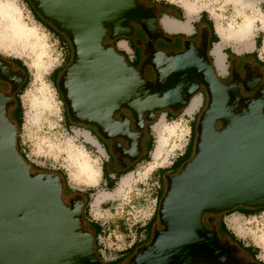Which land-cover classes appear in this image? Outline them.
<instances>
[{"label":"water","instance_id":"1","mask_svg":"<svg viewBox=\"0 0 264 264\" xmlns=\"http://www.w3.org/2000/svg\"><path fill=\"white\" fill-rule=\"evenodd\" d=\"M28 2L70 44V61L56 84L69 121L94 128L106 140H127L128 150L121 147L132 163L146 123L156 122L159 112L185 110L204 91L193 153L165 176L157 207L160 228L125 264H260L232 258L242 248L229 236L230 243H222L206 223L237 207H264L262 75L252 80L234 75L222 82L205 34L199 45L186 41L176 53L156 50L164 29L139 0ZM136 26L148 38L139 69L113 45L133 36ZM146 65L153 70L152 80L144 74ZM0 78L19 85L25 74L17 78L0 57ZM237 78L244 92L253 94L242 95ZM11 103L0 92V264H107L83 218L81 194L65 201L63 177L33 170L19 152L18 127L8 114ZM123 109L130 117L117 120Z\"/></svg>","mask_w":264,"mask_h":264},{"label":"rangeland","instance_id":"2","mask_svg":"<svg viewBox=\"0 0 264 264\" xmlns=\"http://www.w3.org/2000/svg\"><path fill=\"white\" fill-rule=\"evenodd\" d=\"M0 2H9L16 7L19 10L20 21L27 28L33 29L35 33L24 40H6L3 34L7 32L5 27L8 22L0 18V55L20 60L25 65L27 72V84L19 96L22 119L20 106L12 115V119L17 124L20 119L22 121L20 127L17 126L19 149L25 155L33 170L57 174H59V171L65 175L66 185L68 190H70L65 193V201L73 198L74 194H80L87 190L91 191L85 214L91 220L102 224L101 227L104 229L102 235L100 237L98 235L96 239L98 254L107 264H125L137 247L150 241L156 228H160L158 222L155 221L153 226L149 227L146 237L147 241L137 246L124 260L116 262V255L120 252L119 250L125 248L135 238L139 237L137 230L142 229L147 224L158 207V203L155 201L156 190L152 183L159 179L160 170L168 169L172 161L184 151L185 146H187L185 145L186 142L190 140L188 136L190 135L191 137L193 122L197 120L199 113L204 108L206 97L201 92L191 99L192 101L194 98H198L197 106L199 103L198 95L202 98V102L198 109L195 110V113L187 114L183 113V110L180 111L182 113H179L177 117L170 118L168 116L167 119L164 118L162 120L164 112H159L158 120L152 123V130L154 128L155 131H152L153 146L150 158L138 162L132 170L121 175L116 180L115 186L106 189L102 184L104 178L102 176V166L108 159V154L87 135L85 127L66 123L65 105L55 84L51 82L53 70L64 69L70 61V50L64 42L59 40L33 17L23 0H0ZM139 2L150 8L145 0H139ZM173 2L180 5H183L182 2H186L191 7L193 6V14H197L202 8H208L212 15L215 16V20L225 29L232 25L236 30L246 20H251L252 36L250 41L252 42L254 36L259 32L264 38V11L260 12L253 7L247 8L246 0H173ZM225 36L227 38L226 44L231 46L234 51L238 53L245 52L246 49H242L227 31ZM146 38L144 36V41ZM125 39L129 40L130 38ZM125 39L119 40L116 45L121 48L122 46L125 47L126 45L121 44V41ZM167 44V39L160 38L156 41L155 47L164 49L165 52L169 53L171 47ZM127 52L132 58L135 57L132 50L127 49ZM259 52L260 56L264 58L262 50H259ZM242 63L254 68V64L249 59ZM131 65L134 67L136 62ZM230 72L231 70L228 69L227 73ZM220 80L226 82L225 76H220ZM191 101L186 111L189 110V106L192 104ZM83 134L88 136V140ZM144 136L146 137V135ZM159 137L163 139L164 146L155 158L154 152L156 153L158 150L155 149L156 138ZM142 146L143 144L139 143L138 159L142 151H144ZM123 148L128 150L126 147ZM193 150L192 145L189 148L188 155L176 167L175 171L180 169L181 165L191 157ZM80 151L91 162L89 174H84L83 168L73 160V156H76ZM116 156L118 155L116 154ZM123 162L132 163L129 157L128 159L125 157ZM127 178H130L128 183L120 188L121 182ZM164 184L163 181L160 197L165 190ZM97 196L99 201L96 203L95 199ZM83 199L86 204L85 198ZM223 213V221L227 228L245 246L251 245L257 250L255 258L243 252H237L236 256L244 263H252L254 259L264 261V210L248 215L237 211L228 214H225L227 212ZM221 214L213 215L211 223L207 222L206 225L217 229V220ZM219 238L222 243H226V238L221 235H219Z\"/></svg>","mask_w":264,"mask_h":264},{"label":"crops","instance_id":"3","mask_svg":"<svg viewBox=\"0 0 264 264\" xmlns=\"http://www.w3.org/2000/svg\"><path fill=\"white\" fill-rule=\"evenodd\" d=\"M150 1L152 3L149 6L153 10V12L157 14L159 18V22L164 29L165 35L172 37L170 39L171 43H174V44L178 43V40L182 39L181 37H184V38L192 37L194 40H197L198 38L201 37L202 34H205L207 36L208 42H209V57L213 61L215 65V69L217 73L219 74V76H225L227 74V70L231 62L236 61L238 64H241L243 61H246L248 59L251 60V58L245 57L244 54L256 53L257 61L258 62L264 61V58L260 56V52H259V50L260 51L262 50V52L264 53V49H263V39L264 38L261 32H259L257 35L254 36L252 42L250 41V37L252 36L251 20L245 21V22H249V24H248L246 32H243L244 33L243 35L239 37L233 36L237 44L242 49H246L245 52L238 53L234 51L233 48H231V46L226 44L227 42L226 37L224 38L220 36L219 32L217 31V26H221V27L223 26L219 24L217 20H215V16L212 15L211 11L208 8H202L201 10H199L197 14H193V11H191L190 15H188V10H187L188 8L185 6L184 2H182L183 5H180V4H176L175 2H173V0H150ZM246 1L248 5L247 8L253 7L259 10L260 12L264 11V0H246ZM168 26L171 28V30L168 29ZM136 27H135L134 36L129 37L130 38L129 40L125 39L124 40L125 42L121 41L122 45H126L125 47L122 46L121 48V47H118L117 45H115V47L117 51L123 52L129 61L134 62V63L136 62L139 64L140 61L142 60V56L139 57V55L142 54L141 46L144 41V37H143L144 33L139 31L140 30L139 27L138 29ZM229 27H232V29H234L232 25H230ZM196 45H198L197 41H196ZM127 49L132 50L135 57L132 58L130 55H128ZM215 51H217L218 54L221 55L222 62L220 64L216 63ZM253 62L255 63V61ZM198 96H199L198 105L190 112H187L185 109L183 113H187V114L195 113V110L198 109V106L202 102L201 96L200 95ZM194 99L197 100L198 98H194ZM193 100L191 101V103L193 102ZM164 118L167 119V116L165 114H164V117H162L161 119L163 120ZM153 130H152V125H151L149 133L152 137H153V133H152ZM151 152H152V149L148 150V152L146 150L142 151L141 154L142 155L145 154L146 160H147L148 158H150ZM182 154H179L177 158L182 156ZM110 166H111L110 162H107V161L104 162L105 175L103 176L104 178H103L102 184L105 186L106 189H107V186H111V185L106 184L105 177H110L111 179L114 178L112 173H108L109 171L112 172V170L110 169L111 168ZM158 181H160V179H158ZM115 184H116V181L113 182L112 186H115ZM155 190H156L155 191L156 192L155 201L157 202L161 188L159 189L155 188ZM95 200L97 203L99 201V197L97 196ZM154 213L155 211L153 212L151 218L154 217ZM151 218L149 219V221L151 220ZM87 219L88 221H92L91 218L89 217H87ZM149 221L147 223H149ZM98 224L101 227L102 224L100 223ZM148 231H149V228H148V225L146 224L142 229H138L137 233L139 237L135 238L130 244L125 246V248H121L119 250L120 252L116 255V257L123 258L124 260L129 255V253L134 250L136 246H139L147 241L146 237H147ZM103 232H104V229L101 227V232L99 236H101Z\"/></svg>","mask_w":264,"mask_h":264},{"label":"flooded vegetation","instance_id":"4","mask_svg":"<svg viewBox=\"0 0 264 264\" xmlns=\"http://www.w3.org/2000/svg\"><path fill=\"white\" fill-rule=\"evenodd\" d=\"M136 28L138 29V27H136ZM144 36L145 35L143 34V37ZM201 37H202V35H201ZM201 37L198 38L197 40H194L192 37H187V38L181 37L182 39H179L178 43L174 44V43H171V41H170L171 38L168 35H165V39H167V42H168L167 45L169 47H171L169 49V53H176V52L181 51L184 48V45H185L186 41H193L195 44H196V41H197L198 45H199V41H200ZM147 41L148 40L146 38V40L143 41V43H142V46H141L142 54L139 53L140 54L139 57L142 56V60L140 61L139 64L136 63V65L134 66L135 68L139 69L140 66H141L142 61L146 57V50H147L146 43H147ZM156 41H158V39ZM64 44L66 45V47L71 52V47H70V44H69L68 40L65 41ZM155 45H156V43H155ZM155 49L156 50L165 51L164 49H157L156 47H155ZM0 57L4 58L7 61V65H8L9 71L13 72L17 78L21 79L23 74H25V79L19 85H16L15 83L13 84V82H11L10 80H5L3 78H0V92L5 94L6 96H10L13 99V103H11L10 106H9L8 114H9V117L11 118V120L17 125V123L12 119V117H13L12 115L15 113L16 109L18 108V106H20V99H19L20 90H21V88L23 86L24 81L27 79V72H26V70L22 69V67L15 60H13L11 58L4 57L2 55H0ZM250 61L254 64V68H250L248 66V64H245V63L238 64L236 61L231 62L230 66L228 68L229 70H231V72L227 73L225 75L226 82L231 81L233 79L234 75L235 76L237 75V77L241 78V79H244L245 77H248L249 79L252 80L253 78H257L258 75L261 74L262 76H261L260 82L264 83V66L262 64L259 65L257 63H254L252 59ZM129 62H130V64L134 63V62H131V61H129ZM59 74L60 73H58L56 76H53V75L51 76V82L53 84H55L56 89H57V85L56 84H57V80H58ZM144 74L150 80H152L154 78L153 70H152V68L149 65L145 66ZM238 78L236 79V82L239 83V86H240V89H241V94L244 95V96H249V95L253 94V92H250V93L244 92V90H243ZM57 91H58V89H57ZM201 92L205 96L204 91L202 90ZM179 113H181V112H179ZM164 114L168 117V114H173V113L171 111L167 110V111H164ZM123 115H126V116L130 117L129 112L127 110L123 109V110H121L119 113H117L115 115V118L117 120H121V116H123ZM151 125H152V123H146L145 130L142 133V135L139 137V140H138V143H142L143 144L142 147L144 148V151L146 150V141H147V136L145 137L144 135H147L146 134L147 132L150 135L149 130H150V126ZM133 127H134L133 124H131V129H133ZM85 128H86L85 131H86L87 135L92 140H94L96 143H98L102 147V149L108 154V159L106 161L110 162V164H111V166H110L111 168L110 169L112 170V174H113L114 178H115V174H117L121 170H124V169L128 168L132 164V163L123 162L125 157L128 159V155L126 153H124V151H123L124 149L122 150V147L128 148V141L127 140H124L122 138L117 139V140H111V139L106 140V139H103L100 135H98L96 133V131L94 130V128H91V127H85ZM17 146L19 147L18 143H17ZM116 154L118 156H116ZM140 155L142 156V154H140ZM174 161H172V163L169 165L168 169H165L163 172H161L159 174V176H158L159 179H160L159 182L161 183V184L159 183V188H161L162 182L165 180V176L167 174H173V173L176 172L175 171V167H174ZM125 166H126V168H125ZM103 170H104V165L102 166V176H103ZM80 194H81L82 198H85L83 193H80ZM75 198L76 197H75V194H74V197L70 198V199H75ZM84 204H85V202H84ZM83 211H84V206H83ZM83 218H84V216H83ZM216 230H217L218 234L221 235L219 233V231H218V228ZM221 236H223L224 238L227 239L226 243L225 242H223V243H225V244H229L230 243L229 239L227 238V235H221ZM237 252H240V253L243 252L244 254L245 253L248 254L244 249H242V251L233 252L231 254V257L234 258V259H237L239 261H241V260L236 256Z\"/></svg>","mask_w":264,"mask_h":264},{"label":"trees","instance_id":"5","mask_svg":"<svg viewBox=\"0 0 264 264\" xmlns=\"http://www.w3.org/2000/svg\"><path fill=\"white\" fill-rule=\"evenodd\" d=\"M28 8L30 9L33 17L40 23L42 24L46 29H48L53 35H55L59 40H61L62 42H65L67 41V39L64 37V35L60 34L59 32H57L50 24H48L47 22L43 21L33 10L32 6L29 4L28 0H23ZM145 2L149 5H151V1L150 0H145ZM141 32V30H139ZM122 39H125V38H118L116 40L113 41V45L115 46L116 43L119 41V40H122ZM119 53L121 54H124L123 52L121 51H118ZM125 55V54H124ZM245 57H248V58H251L253 61H255V63L259 64V65H263L264 66V61L263 62H258L257 61V54L256 53H247V54H244ZM15 60L21 67L22 69L26 70V67L25 65L20 61V60H17V59H13ZM211 60V58H210ZM212 61V60H211ZM67 62V61H66ZM65 62V63H66ZM63 68L61 69H55L53 70L52 72V75L53 76H56L60 71H62ZM51 75V76H52ZM27 84V79L24 81L23 83V86L20 90V92L24 89V87L26 86ZM20 108H21V105H20ZM179 113H176V114H168V116L170 118H173L174 116L177 117ZM21 119H22V108H21ZM20 119V122L17 124L18 127H20L22 121ZM65 121L67 124L69 125H73L68 117H67V114H66V111H65ZM197 121V120H196ZM196 121L193 122V125H192V128H191V137H190V140L187 144V147H186V150H185V153L182 154V156L178 157L175 161H174V167L176 169L177 166H179V164L181 163V161L183 159L186 158V156L188 155V152H189V148L192 147L193 145V141H194V137H195V123ZM80 126V125H79ZM83 127V126H82ZM147 134V133H146ZM152 146H153V137H151L149 134H147V141H146V151L148 152V150H151L152 149ZM18 150L19 152L21 153V155L25 158V160H27V158L25 157V155L20 151L19 147H18ZM146 159V155H142L140 156V158L132 163L128 168L124 169V170H121L119 171L117 174H115V178L111 179L110 177H105V180H106V184L108 185H111V186H107V188H112L113 186V182L116 181L118 178H120L121 175L129 172L130 170H132V168L140 161ZM28 161V160H27ZM108 162V161H107ZM36 170L37 168L35 166H33ZM165 169H162L160 170V173L163 172ZM58 173L63 177V180H64V191L65 193H68L70 190H68L67 188V185H66V177L65 175L62 173V172H59ZM108 173H112L111 171H109ZM159 173V174H160ZM105 175V172L103 170V176ZM159 176V175H158ZM115 179V180H114ZM80 193V192H79ZM91 193V191L87 190L85 192H83V195L85 196V201H86V204H85V207H84V211H83V216H84V219L86 220L87 222V228H89L93 234H94V239H95V248H96V251L98 253V249H97V245H96V239H97V236L100 234L101 232V227L100 225L95 222V221H88L87 219V216H86V205L89 201L88 197H89V194ZM159 197H160V193H159V196H158V200H157V203L159 201ZM261 210H264V207H261V208H255V209H251V208H244V207H237V208H234L233 210L225 213V214H228V213H231V212H234V211H237V212H240L242 214H245V215H248V214H252L254 212H257V211H261ZM223 216H224V213L221 214L217 220V224H218V231L221 235H227L231 238L232 241L236 242L242 249H244L248 255L252 258H255L256 257V253H257V250L256 248H254L253 246L251 245H248V246H245L244 243L239 240L226 226V224L224 223L223 221ZM154 218V219H153ZM151 218V220L149 221V223H147L146 225H148V228L153 226V223L157 220V208L155 209V213H154V217ZM137 247V246H136ZM135 247V248H136ZM134 248V249H135ZM99 255V254H98ZM100 257V256H99ZM123 260V258H117L116 259V262H121ZM260 264H264V261H258Z\"/></svg>","mask_w":264,"mask_h":264},{"label":"bare ground","instance_id":"6","mask_svg":"<svg viewBox=\"0 0 264 264\" xmlns=\"http://www.w3.org/2000/svg\"><path fill=\"white\" fill-rule=\"evenodd\" d=\"M184 4L188 8L187 9L188 10V15H190V12L194 10L193 9L194 7L193 6L191 7L186 2H184ZM0 18L1 19H4L5 21L7 20V22H8V24L5 27L6 30H7V32H4V34H3L4 35V38L6 40H9V41H13L14 39L24 40V39H27L29 36L35 34L34 31H33V29L27 28L20 21V18H19V10L16 7H14L9 2H6V3L0 2ZM248 24H249V22H245L243 25H241L236 30L235 29H232V27H229L228 29H225V28H223L221 26H217V31L219 32L220 36L221 37H224V38L226 37L225 36V32L226 31L228 32V34L232 35V37L233 36L234 37H239V36H241V35L244 34L243 32H246L247 27H248ZM173 28H174V26H173ZM168 29L171 30V28L169 26H168ZM215 53H216V63L217 64H220L222 62L221 55L218 54L217 51H215ZM197 100L196 99L193 100V102H192L191 106H189V110L187 112H190V111H192L195 108L196 103H197ZM166 130H168V129H166ZM83 135L88 140V136L85 135V134H83ZM156 139H157V141H156L155 149H158V150L156 151V153L154 152V157L155 158L157 157V154L161 151V149L164 146V143H163V139L162 138L159 137V138H156ZM73 160H75L83 168L84 174H86V173L89 174V168H91V162H90L89 159H87L85 157V154L82 151H80L76 156H73ZM129 180H130V178L129 179L128 178L125 179V181L123 180L124 182L123 181L121 182L120 188H121L122 185L127 184Z\"/></svg>","mask_w":264,"mask_h":264},{"label":"built area","instance_id":"7","mask_svg":"<svg viewBox=\"0 0 264 264\" xmlns=\"http://www.w3.org/2000/svg\"><path fill=\"white\" fill-rule=\"evenodd\" d=\"M189 138H190V135L188 136ZM188 144V142H186V144L185 145H187ZM186 147L187 146H185V149H186ZM185 149H184V151L183 152H181L180 154H182V153H184L185 152ZM153 186L156 188V189H159V181L157 180V181H153ZM100 237V236H99Z\"/></svg>","mask_w":264,"mask_h":264}]
</instances>
